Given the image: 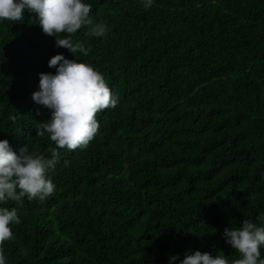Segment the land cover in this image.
<instances>
[{
	"label": "trees",
	"instance_id": "1",
	"mask_svg": "<svg viewBox=\"0 0 264 264\" xmlns=\"http://www.w3.org/2000/svg\"><path fill=\"white\" fill-rule=\"evenodd\" d=\"M84 2L110 29L77 32L87 56L57 47L32 13L0 22V140L17 154H46L36 127L51 113L32 96L55 55L93 66L118 98L86 149L59 151L54 193L23 199L6 264L235 258L225 228L264 214V0Z\"/></svg>",
	"mask_w": 264,
	"mask_h": 264
},
{
	"label": "clouds",
	"instance_id": "2",
	"mask_svg": "<svg viewBox=\"0 0 264 264\" xmlns=\"http://www.w3.org/2000/svg\"><path fill=\"white\" fill-rule=\"evenodd\" d=\"M142 3L148 10L153 0ZM25 12L34 14L32 22L38 23L45 35L55 37L56 46L67 49L74 57L77 53L87 56L90 51L73 39L79 30L90 27L88 35L92 37H104L110 30L106 24L93 23L92 7L84 0H0V22H23ZM48 67L56 68V74H40V90L33 93L32 99L51 113L49 120L36 127V136H47L50 141L46 149L50 158L30 150L28 144L17 154L7 140H0V204H16L11 208L0 206V264H6L4 244L14 239L12 226L21 223L18 208L23 199L44 201L51 196L55 185L46 173L57 163L59 151L86 149L100 128L97 114L118 104L104 76L90 64L55 55ZM9 119L15 122L16 117ZM223 236L235 250V258L229 260L223 252L213 257L195 251L186 253L180 264H264V214L255 220L244 219L239 227L225 228ZM177 259L172 256L170 264Z\"/></svg>",
	"mask_w": 264,
	"mask_h": 264
}]
</instances>
